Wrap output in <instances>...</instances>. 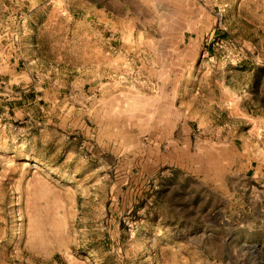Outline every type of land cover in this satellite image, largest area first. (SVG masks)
Returning a JSON list of instances; mask_svg holds the SVG:
<instances>
[{"label": "rangeland", "instance_id": "rangeland-1", "mask_svg": "<svg viewBox=\"0 0 264 264\" xmlns=\"http://www.w3.org/2000/svg\"><path fill=\"white\" fill-rule=\"evenodd\" d=\"M264 0H0V264H264Z\"/></svg>", "mask_w": 264, "mask_h": 264}, {"label": "crops", "instance_id": "crops-1", "mask_svg": "<svg viewBox=\"0 0 264 264\" xmlns=\"http://www.w3.org/2000/svg\"><path fill=\"white\" fill-rule=\"evenodd\" d=\"M245 172H246V174L244 172L239 173V174L247 176V173L252 172V175L250 177L251 179L253 178V180H255V181L260 180V181H263V183H264V171H261L258 169V170H254V171H245Z\"/></svg>", "mask_w": 264, "mask_h": 264}]
</instances>
